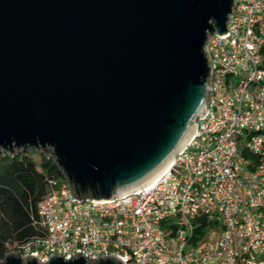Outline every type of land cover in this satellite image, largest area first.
Instances as JSON below:
<instances>
[{"label": "water", "instance_id": "95a60500", "mask_svg": "<svg viewBox=\"0 0 264 264\" xmlns=\"http://www.w3.org/2000/svg\"><path fill=\"white\" fill-rule=\"evenodd\" d=\"M233 0H0V156H49L78 200L135 191L206 112ZM164 168V169H165ZM0 264H39L7 253ZM43 264H124L115 257Z\"/></svg>", "mask_w": 264, "mask_h": 264}, {"label": "built area", "instance_id": "2783aa9c", "mask_svg": "<svg viewBox=\"0 0 264 264\" xmlns=\"http://www.w3.org/2000/svg\"><path fill=\"white\" fill-rule=\"evenodd\" d=\"M224 36L207 39L206 112L149 185L109 200H78L46 179L16 252L108 256L124 264H264V0H233ZM242 159H241V158ZM220 222L213 245L191 246L195 223Z\"/></svg>", "mask_w": 264, "mask_h": 264}, {"label": "trees", "instance_id": "16d2710c", "mask_svg": "<svg viewBox=\"0 0 264 264\" xmlns=\"http://www.w3.org/2000/svg\"><path fill=\"white\" fill-rule=\"evenodd\" d=\"M30 151L0 156V261L9 251L32 238L36 232L30 225L36 205L45 193L46 179H62L52 159L39 156V163L29 157ZM205 229L204 219L195 223V238Z\"/></svg>", "mask_w": 264, "mask_h": 264}, {"label": "rangeland", "instance_id": "374dc122", "mask_svg": "<svg viewBox=\"0 0 264 264\" xmlns=\"http://www.w3.org/2000/svg\"><path fill=\"white\" fill-rule=\"evenodd\" d=\"M41 153H36V152H30L29 157L35 162L36 167L39 163V156ZM241 158V157H240ZM242 159V158H241ZM220 231V222L217 221L215 222V225H210V227L203 229L202 235L196 239L194 242H191L189 247L193 246H203L204 244H210L213 245L216 243L217 236ZM13 246V245H12ZM10 246L8 249V253H14L16 254V251H11L10 249L12 248Z\"/></svg>", "mask_w": 264, "mask_h": 264}, {"label": "bare ground", "instance_id": "6f19581e", "mask_svg": "<svg viewBox=\"0 0 264 264\" xmlns=\"http://www.w3.org/2000/svg\"><path fill=\"white\" fill-rule=\"evenodd\" d=\"M164 168H165V167H164ZM164 168L161 170V172L164 170ZM161 172H160V173H161ZM160 173H159V174H160ZM159 174H158V175H159ZM158 175H157V176H158ZM155 178H156V177H155ZM155 178H154V179H155ZM154 179H152L151 181H149L148 183H146V184L143 185L142 187H145V186L149 185L150 183H152V181H153ZM142 187H140V188H142Z\"/></svg>", "mask_w": 264, "mask_h": 264}]
</instances>
